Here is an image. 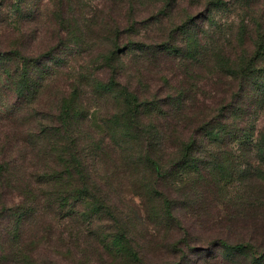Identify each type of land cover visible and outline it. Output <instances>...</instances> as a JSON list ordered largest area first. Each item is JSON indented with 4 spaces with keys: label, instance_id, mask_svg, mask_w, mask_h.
<instances>
[{
    "label": "trees",
    "instance_id": "trees-1",
    "mask_svg": "<svg viewBox=\"0 0 264 264\" xmlns=\"http://www.w3.org/2000/svg\"><path fill=\"white\" fill-rule=\"evenodd\" d=\"M42 1L0 42V264H264V18Z\"/></svg>",
    "mask_w": 264,
    "mask_h": 264
},
{
    "label": "rangeland",
    "instance_id": "rangeland-1",
    "mask_svg": "<svg viewBox=\"0 0 264 264\" xmlns=\"http://www.w3.org/2000/svg\"><path fill=\"white\" fill-rule=\"evenodd\" d=\"M47 1L48 0H43L42 4H45ZM100 2L101 0H91L93 4ZM10 3L11 0H0V42H3L5 32H7L6 26L10 22V18L13 14ZM226 3L228 4V6H226L228 10L218 15L222 17V23L225 25L223 26V31L225 32L237 31V26L233 27L232 25L229 27V25L231 21H236L238 18H264V0H252V5L245 10H243L242 6L236 4V0H226ZM256 123L258 128L264 126L263 113L258 114Z\"/></svg>",
    "mask_w": 264,
    "mask_h": 264
}]
</instances>
